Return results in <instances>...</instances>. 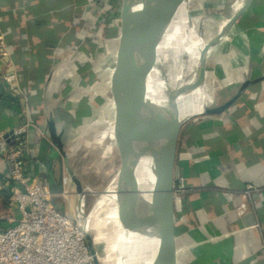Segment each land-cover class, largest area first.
I'll return each instance as SVG.
<instances>
[{
	"label": "crops",
	"instance_id": "0c3cea01",
	"mask_svg": "<svg viewBox=\"0 0 264 264\" xmlns=\"http://www.w3.org/2000/svg\"><path fill=\"white\" fill-rule=\"evenodd\" d=\"M71 1L0 0V133L26 129L30 176L52 195L58 211L90 230L87 192L68 156L69 133L75 128L71 118L85 108L84 99L77 101V96L84 85L92 84L93 70L110 44L118 60L123 0ZM69 10V25L75 27L71 41L57 43L49 58L26 59L24 54L49 51L45 30L32 28L40 12H49L50 22L60 24L67 22ZM99 29L113 36L97 34ZM218 45L210 69L207 59L206 85L211 89L218 83L213 104L229 100L245 80L264 76V0H252ZM1 166L0 158V175H7ZM66 178H71L72 187L64 199ZM174 179L176 264H264V81L249 87L223 114L199 117L183 127ZM248 186L258 191L257 204L248 197ZM0 210L7 218L19 216L9 212L17 209L9 207L4 190Z\"/></svg>",
	"mask_w": 264,
	"mask_h": 264
},
{
	"label": "water",
	"instance_id": "95a60500",
	"mask_svg": "<svg viewBox=\"0 0 264 264\" xmlns=\"http://www.w3.org/2000/svg\"><path fill=\"white\" fill-rule=\"evenodd\" d=\"M183 0H123L121 48L113 78V94L117 104L115 133L122 157L119 172V215L132 231L158 241L152 264H176L172 245L174 168L178 141L183 127L199 117L221 115L230 109L251 86L264 81V76L247 79L226 102L210 107L205 103L207 56L235 26L252 0H243L235 14L223 25L221 32L206 42L199 54L191 88L202 92L201 111L181 118L178 104L181 92L171 90L166 106L147 99L149 76L155 67L154 46L160 40L167 23L177 14ZM153 142V172L155 200H142L136 178V168L144 156L142 136ZM77 192L81 183L74 180ZM141 212V214H140ZM86 242L93 264H101L94 239L84 226Z\"/></svg>",
	"mask_w": 264,
	"mask_h": 264
},
{
	"label": "rangeland",
	"instance_id": "374dc122",
	"mask_svg": "<svg viewBox=\"0 0 264 264\" xmlns=\"http://www.w3.org/2000/svg\"><path fill=\"white\" fill-rule=\"evenodd\" d=\"M241 1L194 0L191 5V15L192 18L197 19V33L200 32L199 35L207 36L209 33L220 31L222 22L219 17L230 13ZM163 56L164 54H162V58ZM215 57L213 54L209 58L208 67L213 66ZM182 61L185 62V57ZM169 64L170 62L165 63L163 75L170 88L173 89L178 82V70L177 64L174 66L176 69H167ZM116 66V52L110 44L108 54L102 57V60L96 65L95 71L93 70L95 77L91 81L92 84L84 85L81 94L77 96V101L79 98L84 99V106L88 113L81 118L72 115V124L74 123L75 128L70 129V141L68 143L71 168L76 176L82 180L87 192L86 215H89V220L92 216L89 231L93 239H96L94 244L97 251L102 250L103 252L100 261H103L105 252H108L113 246L112 232L115 223L111 218L119 210V204L116 203L118 201L117 194L110 190L122 165V157L115 133L117 104L113 94V78ZM184 70L181 71V75L184 72L183 76L187 78ZM209 72L208 82L210 83L213 79V72L211 70ZM217 89L218 85L212 84V93H215ZM211 99L212 95H208V106L219 105V103H211ZM1 216H5L3 210H0Z\"/></svg>",
	"mask_w": 264,
	"mask_h": 264
},
{
	"label": "built area",
	"instance_id": "2783aa9c",
	"mask_svg": "<svg viewBox=\"0 0 264 264\" xmlns=\"http://www.w3.org/2000/svg\"><path fill=\"white\" fill-rule=\"evenodd\" d=\"M0 158L7 171L0 175V191L9 195V207L17 209L9 212L19 214L16 218L0 217V264H93L84 223L58 211L52 195L30 176L24 127L8 135L0 133ZM71 187V178H66L62 198L68 197ZM257 192L252 186L246 189L254 204Z\"/></svg>",
	"mask_w": 264,
	"mask_h": 264
},
{
	"label": "bare ground",
	"instance_id": "6f19581e",
	"mask_svg": "<svg viewBox=\"0 0 264 264\" xmlns=\"http://www.w3.org/2000/svg\"><path fill=\"white\" fill-rule=\"evenodd\" d=\"M241 2L238 3L236 8L230 13L221 16L217 15L220 16L219 18L222 22L220 31L203 36L201 34L199 35L200 32L197 33V19L192 18L191 15V5L194 3V0H183L176 16L167 23V27L160 40H158L154 46L153 56L155 67L149 76L147 89V99L149 101L160 106H166L168 103V93L175 89L181 92L178 101L181 118L201 111L200 100L202 99V92L197 91L193 93L190 90L192 78L198 64L199 54L204 44L221 32L223 25L235 14ZM231 33L237 34V31L233 30ZM218 48L219 45L213 47L209 51L207 59H209ZM162 50H165L163 58L160 55ZM183 57H185L184 63L182 61ZM166 62H170L167 69H176L177 67L178 70V82L173 89L170 88V85L163 75ZM175 64H177V66ZM183 70L187 78H184V72L181 75V71ZM208 95H212V90L206 85L204 100L207 105L209 104ZM141 147L144 150V156L136 168V178L141 198L144 202L149 204L156 198V180L153 172V142L147 138L146 133L142 136ZM120 188L121 179L118 174L115 183L110 187L111 192L115 191V194H117L118 201L116 203L118 204L121 198L119 196ZM111 220L115 223V228L112 232L113 246L108 252H105L103 261H100V256H103V252L102 250L100 252L98 251L100 263L152 264L156 257L158 241L156 239L141 236L129 229L123 224L119 215V210L116 211L115 216L111 218Z\"/></svg>",
	"mask_w": 264,
	"mask_h": 264
},
{
	"label": "trees",
	"instance_id": "16d2710c",
	"mask_svg": "<svg viewBox=\"0 0 264 264\" xmlns=\"http://www.w3.org/2000/svg\"><path fill=\"white\" fill-rule=\"evenodd\" d=\"M81 1H84V0H81ZM71 2L74 3L73 0ZM74 5L79 6L77 4H74ZM71 11L69 10L66 12L67 22H64V23L61 22L60 24H52L50 22L51 19L48 17L49 12L48 13L44 12V11L40 12L42 14L39 16V21H37L35 23L34 27H32V28L37 29V31L42 30V29L45 30V34H46V36H48V40H47L48 46L47 47H48L49 51H46L45 54H43V55H35L32 53H28V54H24L23 56L26 59L31 60V61L38 59V58H41V56L43 58H49V56L51 54L50 51L55 48L57 43H59V42L69 43L71 41V38L73 37V35L75 33V27L72 28L68 22L69 16H73V15H71ZM97 34H100V35L105 34V36H107V37L113 36L112 31H109V30L104 31L103 29L97 30ZM88 47H90V42H89V40H86V42L83 45V50L86 49V51H87ZM85 114H87V109L82 108V110L80 111V114H78V118H81ZM5 193H7V192H5Z\"/></svg>",
	"mask_w": 264,
	"mask_h": 264
}]
</instances>
